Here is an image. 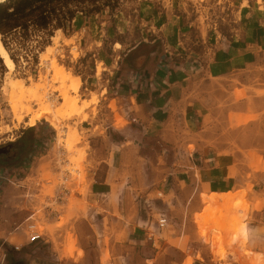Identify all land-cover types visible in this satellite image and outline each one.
I'll list each match as a JSON object with an SVG mask.
<instances>
[{"label":"crops","instance_id":"0c3cea01","mask_svg":"<svg viewBox=\"0 0 264 264\" xmlns=\"http://www.w3.org/2000/svg\"><path fill=\"white\" fill-rule=\"evenodd\" d=\"M169 16L162 14L149 30L150 35L157 32L161 42L154 34L143 37L118 62L117 84L106 96L116 103L109 123L97 119L84 127L90 147L85 183L70 185L68 170H51L50 182L42 180L51 183V190L39 186L48 171L19 182V196L38 199L26 210L15 204L14 229L6 231L4 223L0 232L19 246L15 248L26 264H133V259L157 264L168 242L179 260L175 264H184L187 235L181 226L192 224L187 218L203 210V195H212L208 202L218 204L219 198L229 201L236 192H246L250 203L237 235L264 251V9L249 4L234 34L221 33L214 44L211 30L201 32V42H190L188 50L182 35L186 31L174 30L176 23H170ZM63 177L70 193L62 198L67 199L57 204L51 199L49 204L51 212L60 209L61 214H55L59 218L55 223L46 212L40 218L43 203L62 192ZM145 195L154 199L152 206L168 209L173 220L154 238L143 225L157 224L144 215ZM71 196L87 201L74 208L75 214L70 213ZM30 215L49 225L36 241L28 237ZM62 215L65 222L59 226ZM73 215L81 222H71ZM78 225L91 233L77 232ZM20 228L24 239L20 231L13 234ZM70 228L76 243L69 252ZM41 244L48 249L42 251Z\"/></svg>","mask_w":264,"mask_h":264},{"label":"rangeland","instance_id":"374dc122","mask_svg":"<svg viewBox=\"0 0 264 264\" xmlns=\"http://www.w3.org/2000/svg\"><path fill=\"white\" fill-rule=\"evenodd\" d=\"M249 4L264 9V0H68L62 9L63 17L58 15L62 27L56 26L58 21L53 16L48 29L28 23L27 27L8 30L4 38L10 49L9 54L15 61V68L8 69L2 58L3 63H0V231L4 228L8 232L14 229L15 226H11V219L16 213L15 204H20L22 210H26L30 203L38 199V195H34L33 198L19 196L22 192L19 182L24 180L23 177L26 175L31 177L34 173L48 171L40 180L43 183L42 180L50 182L51 170L52 172L68 170L72 175L70 185L72 182L85 183L90 147L88 142L84 141V127H91L97 119H101V123H109L108 114L116 108V103L114 100L110 102L107 91L110 88L112 91L113 86L117 84L115 70L118 62L132 46L143 42V37H151L154 34L157 38L155 35L157 32L154 31L150 35L149 30H153V26L157 25L155 20L158 17L168 14L170 23L174 21L176 23L174 30L186 31L182 35L186 40L183 43L188 50L190 42L192 44L195 40H198V44L201 42V32L204 34L207 30H211L209 37H212L213 40L210 41L214 44L221 33L234 34L241 27L243 10ZM157 42H161V39ZM53 61H56L58 67L63 69V74L65 73L68 92L72 96H77L78 111L65 109V117H59L55 121L42 117L31 126L30 114L36 111L39 105L35 100L16 101L17 97L12 101L11 85L15 81L23 83L28 89H35L38 84L43 85L45 88L41 89V92L47 91L50 101L54 103L52 112L56 114L58 110H64L63 100L57 91L63 83L55 76ZM118 121H122V118L118 117ZM59 183L62 187V178ZM39 186L53 188L51 183H43ZM31 191L34 192L32 187ZM232 194L234 198L229 201L219 198L218 204L208 202L212 195L204 194L203 210L197 213L195 218H187V220L191 219L193 226L188 221L186 223L188 227L186 224L181 226L182 233L187 235L184 242L186 246L181 256L186 257L184 264H264V251L251 248L248 238L244 240L237 235L238 222L245 221L250 209L246 192ZM54 195L55 193L50 195L49 204L53 203L51 199H56L55 204L58 203V197H53ZM144 197H142V204L145 206L144 215L149 220L155 219L156 223L160 217H165L166 224L162 227L163 230L171 226L173 220H170L169 210L163 209V206L160 207L157 203L152 206L151 200L154 199L149 198L150 201L145 202ZM85 202H87L85 199L80 200L76 196H71L70 213L75 214L74 208ZM49 204L45 209L42 205L40 214L46 212L48 216L53 215L50 219L56 223V218L59 217L55 214H61L60 209H56L57 213L51 212ZM175 213L181 216V212ZM63 215L59 220V226L65 222ZM32 216L28 217L30 218L28 224L35 222ZM43 217L42 215L40 218ZM80 219L81 217L73 215L71 222L78 224L81 222ZM86 219H90V215L86 216ZM4 223L7 225L3 228ZM36 223L42 231L49 226L42 225L39 221ZM143 225L157 230V224L155 227L149 223ZM162 228L161 232H163ZM21 230L20 228L13 234L17 235L16 232L20 231L19 236L24 239ZM70 230L72 232L68 231L67 245L69 252L70 249L72 251L75 249L76 243L74 228ZM75 230L84 235L91 233V229L81 225ZM164 246L166 253L157 264L179 262L175 260L177 254L173 253L174 245L168 242ZM39 248H42V251L48 249L43 244L39 245ZM18 251L21 252L8 243L0 232V252L6 254L5 260L3 262L0 260V264H15V260L20 261L19 264H26V261L21 259L24 255L19 254ZM132 263L137 264L135 259ZM142 263L147 264L146 261Z\"/></svg>","mask_w":264,"mask_h":264},{"label":"trees","instance_id":"16d2710c","mask_svg":"<svg viewBox=\"0 0 264 264\" xmlns=\"http://www.w3.org/2000/svg\"><path fill=\"white\" fill-rule=\"evenodd\" d=\"M67 2L68 0H10L6 4H0V33L2 34V42L8 52L10 49L4 38L8 30L16 27H27L28 23H32L39 28L48 29L53 16L58 21L56 26L62 27L61 18H58V15L63 17L62 9ZM11 57L13 59L12 55ZM2 61L0 56L1 64ZM19 263L21 262L15 260V264Z\"/></svg>","mask_w":264,"mask_h":264},{"label":"bare ground","instance_id":"6f19581e","mask_svg":"<svg viewBox=\"0 0 264 264\" xmlns=\"http://www.w3.org/2000/svg\"><path fill=\"white\" fill-rule=\"evenodd\" d=\"M6 0H0V3L5 2ZM0 56L3 58L5 65L8 69L13 70L15 68V61L12 59L11 55L9 54L8 50L4 46L1 38L0 33ZM52 66L55 71V76L61 80L63 86L58 88L59 95L63 100V106L65 107L62 111H57L56 114L52 112V101H50L47 91L41 92V89H44L43 85L38 84L34 88H26V85L19 81H15L11 85L10 89V96L11 100L15 101V97H17L16 101H28V100H35L39 107L36 111H33L29 117V124L35 125L37 119L42 117L51 119L52 121L57 120L59 117H63L65 115V109H70L72 112L78 111V98L77 96H72L68 91L67 85L65 83L66 77L65 73L63 74V69L58 67L56 61L52 62ZM26 98V99H25ZM65 117V116H64ZM57 201V200H56ZM28 225V224H27Z\"/></svg>","mask_w":264,"mask_h":264},{"label":"built area","instance_id":"2783aa9c","mask_svg":"<svg viewBox=\"0 0 264 264\" xmlns=\"http://www.w3.org/2000/svg\"><path fill=\"white\" fill-rule=\"evenodd\" d=\"M66 182H67V177H63V183H62V192L60 194H56L54 195L53 197H58V203H64L65 200L67 199H63L62 198V194L65 193V192H68L70 193V190L69 188L67 187L66 185ZM158 197H161L162 196V193L161 192H158L157 193ZM52 197V198H53ZM145 199V202H149V198L147 195H145L144 197ZM49 204V200H47V202L43 205V209H45V207ZM166 224V218L165 217H160L158 219V223H157V230H155V228H149V233H150V238H154L155 236V233H159L161 230L162 227H164ZM27 232H28V237H29V240L30 241H36L40 238L43 237V231L41 230L40 226L36 223V222H31L27 225ZM16 248H18L19 246L16 244L15 245ZM0 255H1V262H3L6 258V254H1L0 252Z\"/></svg>","mask_w":264,"mask_h":264}]
</instances>
